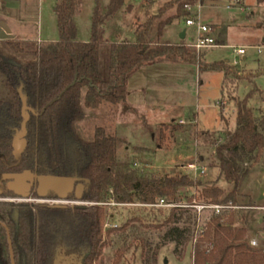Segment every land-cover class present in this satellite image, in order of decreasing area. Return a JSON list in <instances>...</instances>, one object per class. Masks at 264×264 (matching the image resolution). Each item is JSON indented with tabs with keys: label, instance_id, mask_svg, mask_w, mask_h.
Listing matches in <instances>:
<instances>
[{
	"label": "trees",
	"instance_id": "obj_1",
	"mask_svg": "<svg viewBox=\"0 0 264 264\" xmlns=\"http://www.w3.org/2000/svg\"><path fill=\"white\" fill-rule=\"evenodd\" d=\"M7 1L0 0V4ZM125 1L109 0L105 7L96 1L87 42L77 40L74 23L80 0H56V42L0 41V199L15 197L6 190L5 176L30 171L40 176L79 178L84 186L82 199L97 204L145 206L163 200L174 205H241L238 199L245 177L255 165L264 166V112L254 116L248 103L260 96L264 100V92L254 82L264 71H245L225 61L208 64L183 40L159 41L173 21L191 18L187 8L220 0H169L149 16L154 0H145L146 20L137 25L134 41L109 42L103 28L121 9L130 12ZM256 28L264 31V23ZM153 32L156 40L151 38ZM1 42L10 53L29 59L7 55ZM104 45L108 47L105 77L99 71V50ZM161 63L195 65L199 73L214 71L222 76L220 93L226 103L234 105L235 128L223 131L218 138L215 132L197 130L203 142L213 148V166L218 169L214 182L183 174L161 177L143 172L119 157V139L106 135L102 128L95 130L88 143L75 136L74 127L83 118V109L126 103L129 78L145 66ZM243 82L249 86L248 92L237 99ZM22 99L29 119L25 147L15 151L12 140L23 121ZM167 126L181 128V124ZM246 163L253 167L244 168ZM220 178L228 183L229 191L218 186ZM104 210L98 205L83 209L0 200V264H11L7 232L13 264H54L59 254L80 258V264H101L104 237L109 235L122 244L112 264H119L130 249L134 262L157 264L162 248L168 246L173 247L175 257L184 256L190 248L192 264H264L263 245L259 242L253 247L247 237L252 226L248 210L210 214L203 226L197 227L193 209L151 207L145 216L107 230ZM263 222L261 218L260 224ZM142 233L156 234L158 241L154 243Z\"/></svg>",
	"mask_w": 264,
	"mask_h": 264
},
{
	"label": "rangeland",
	"instance_id": "obj_2",
	"mask_svg": "<svg viewBox=\"0 0 264 264\" xmlns=\"http://www.w3.org/2000/svg\"><path fill=\"white\" fill-rule=\"evenodd\" d=\"M10 1V0H8ZM96 1L105 7L109 0H80L79 11L74 16L77 28V40L87 42L90 32V19ZM169 0H154L148 16L156 14L159 7ZM11 13L2 9L0 4V19L11 28L15 41L56 42L58 31L54 5L56 0H12ZM130 12L124 8L118 11L104 26V38L110 42L128 41L135 39L134 30L143 24L145 17V3L143 0H127ZM190 15H196V21L211 27V37L218 41V46L196 52L202 55L205 63L225 61L245 71H264V31L256 28L257 24L264 23V1L258 0H220L205 2L203 5L192 8ZM186 30L184 43L194 42L195 27H186L184 20H177L174 24L165 27L159 41L178 42L179 31ZM151 38L156 40L153 32ZM0 41L4 42L3 39ZM223 41V43L219 42ZM1 42V44H3ZM258 48L260 51L258 52ZM7 55L16 60H28L26 55L10 53L3 44ZM243 49V55H236L234 51ZM108 67V47L101 46L99 50V71L105 77ZM222 76L219 72L208 71L199 73L195 65L161 63L148 65L133 74L127 85L126 103L111 105L103 103L95 110L83 109V118L74 127L75 136L84 143L92 141L95 130L102 128L106 135L119 139L117 154L128 159L134 166L143 172H151L158 176L186 175L204 183H211L218 178V169L214 168L213 148L207 146L198 136V131H211L217 138L225 130L235 128V108L232 102L226 103L221 95ZM256 86L264 92V75L254 80ZM249 86L243 82L239 84L235 97L243 99ZM224 99H223V98ZM223 102V107L220 104ZM249 106L254 116L264 112L263 96L249 100ZM222 111L223 118L220 120ZM182 123H181V122ZM181 124L180 129L167 126ZM165 125L164 127H161ZM161 127V129H160ZM151 130V132H149ZM20 131V130H19ZM16 131V132H19ZM160 131L162 139H160ZM22 139H18L16 149L22 146ZM194 164L199 171L194 177L187 170V166ZM249 163L244 168H252ZM218 186L225 191L230 186L223 179L218 180ZM46 197L47 200H56ZM9 199V198H8ZM35 199V204L50 206V204ZM13 200V199H11ZM17 200V198H16ZM66 200L74 202L69 196ZM241 205L252 204V207H264V166L255 165L245 177L238 199ZM14 203L17 201L14 200ZM96 205L84 201L78 204L65 205L66 208H89ZM97 206V205H96ZM99 206V205H98ZM104 206V205H101ZM107 229L121 225L131 218L145 216L149 208L139 205L110 206L105 205ZM251 207V206H250ZM252 226L248 228L247 237L258 240L264 247L263 224L257 220L264 218V212L248 210ZM210 213L204 212L197 219V227H202ZM264 223V222H263ZM142 231V230H141ZM150 241H158L156 234H144ZM106 247L102 251V263L112 264L114 253L121 247V243L113 235L104 237ZM172 246L162 248L157 264H192L190 248L182 257L172 254ZM130 249L119 264H140L134 262Z\"/></svg>",
	"mask_w": 264,
	"mask_h": 264
},
{
	"label": "water",
	"instance_id": "obj_3",
	"mask_svg": "<svg viewBox=\"0 0 264 264\" xmlns=\"http://www.w3.org/2000/svg\"><path fill=\"white\" fill-rule=\"evenodd\" d=\"M185 36V31L181 32L179 35V39L183 40ZM7 37H0V39H6ZM23 101L22 114L23 121L21 123V128L19 132H16L13 140L12 147L15 151H23L25 147V126L29 119V115L25 113L26 106L25 101ZM18 139H22V146L20 149H16V143ZM6 190L8 192L13 193L18 201L25 202L30 200V189L35 187L36 195L43 199L46 197L48 192H52L59 199L65 200L67 199L68 194L74 192L75 200L80 201L83 194L84 186L81 184V180L76 177H58V176H36L30 171H23L20 174H11L5 176ZM75 184H77L75 186ZM61 207V206H58ZM9 252L11 258V264H13V258L11 253V245L9 241V235L7 232ZM62 264H71L69 261H64Z\"/></svg>",
	"mask_w": 264,
	"mask_h": 264
},
{
	"label": "built area",
	"instance_id": "obj_4",
	"mask_svg": "<svg viewBox=\"0 0 264 264\" xmlns=\"http://www.w3.org/2000/svg\"><path fill=\"white\" fill-rule=\"evenodd\" d=\"M240 0H236V3H239ZM192 10V8H187V11L190 14V11ZM191 18H188L186 20H184V25L186 27H195L196 30V38L194 40V42H192L191 44L187 45L189 48H192L193 50H195L197 53L206 49H210L213 47L218 46V41L214 40L211 37V33H212V29L209 26L206 25H202L199 22L196 21V15H190ZM260 51V48H258V52ZM234 54L236 55H243L244 54V50L243 49H237L234 51ZM187 170L189 171L190 174H192L194 177H196L198 171L199 174L202 175L204 174V169H198V167L194 164L188 165ZM45 203H48L50 205H55V206H65V205H69V204H78L80 203V201L75 200L74 202H70L68 200H61V199H56V200H41ZM96 205H110V206H124V205H118L115 204L113 202H109V203H99ZM140 206V205H139ZM184 207V208H190L193 209L198 217V219L200 218V214L204 213V212H208L210 214L213 215H220L222 213H226V212H235V211H240V210H254V211H259V212H264V207H250V206H244V205H232L230 203L228 204H196V203H192L191 205H186V204H181V205H174V204H167L165 203L163 200L158 201L157 204L155 205H145V206H141V207H147V208H151V207H156V208H173V207ZM107 228V225L105 224L104 229ZM250 245L253 247H257L259 245V241L256 239L250 240L249 241Z\"/></svg>",
	"mask_w": 264,
	"mask_h": 264
},
{
	"label": "flooded vegetation",
	"instance_id": "obj_5",
	"mask_svg": "<svg viewBox=\"0 0 264 264\" xmlns=\"http://www.w3.org/2000/svg\"><path fill=\"white\" fill-rule=\"evenodd\" d=\"M34 174V173H33ZM36 175V174H35ZM36 176H40V175H36ZM42 176V175H41ZM45 176H47V175H45ZM6 183H7V181H6ZM81 184H83L82 182H80ZM77 184H75V186H76ZM84 190V189H83ZM13 194V193H12ZM36 195V191H35V187H33V188H31L30 189V200H28V201H25L26 203L27 202H31V203H34L35 201H37V200H35V199H32V196L33 195ZM14 195V194H13ZM51 195H55V194H53L52 192H48L47 193V195H46V197L48 196V197H51ZM71 195H73L74 196V192H72V193H70V194H68V196H67V198L69 197V196H71ZM15 196V195H14ZM37 196V195H36ZM56 196V195H55ZM46 197L45 198H43V199H41V200H47L46 199ZM16 196L14 197V198H6V199H0V200H2V201H9V202H14V200L15 201H17V202H21V201H18V200H16ZM37 198H39L38 196H37ZM58 199V197L56 196L55 198H53V199ZM75 198V197H74ZM11 199H13V200H11ZM52 206H54V207H58V206H55V205H50V207H52ZM61 207H64V206H61ZM79 258V257H78ZM64 261H69V262H71V264H80V258L79 259H77V258H75V256H65V255H57V257H56V259H55V263L54 264H62V262H64Z\"/></svg>",
	"mask_w": 264,
	"mask_h": 264
},
{
	"label": "crops",
	"instance_id": "obj_6",
	"mask_svg": "<svg viewBox=\"0 0 264 264\" xmlns=\"http://www.w3.org/2000/svg\"><path fill=\"white\" fill-rule=\"evenodd\" d=\"M12 0H10V1H7L3 6H1L2 7V9L4 10H6V12L9 14V13H11L10 12V10L11 9H13V8H11L10 6L13 4V2H11ZM144 1V3H145V0H143ZM127 2L129 3V0H127ZM240 2V1H239ZM3 19H0V37H7V38H9V39H13L14 38V36L15 35H13V32H12V30H11V28L9 27V25L5 22V21H2ZM175 22H177V20H175V21H173L172 23H171V25L172 24H174ZM170 26V25H169ZM137 27V26H136ZM136 27H135V29H136ZM135 31V30H134ZM183 31H185V36H186V30H180L179 31V35H180V33L181 32H183ZM185 36H184V38H185ZM106 39V38H105ZM107 40V39H106ZM184 40V39H183ZM181 41V40H180ZM110 42V41H109ZM219 42H221V43H223V41H219ZM262 42L264 43V38H262ZM228 63V62H227ZM228 64H230V63H228ZM232 65H236L235 64V62L232 64ZM142 69V68H141ZM140 69V70H141ZM181 122V121H180ZM182 123V122H181ZM261 223V220H259V224Z\"/></svg>",
	"mask_w": 264,
	"mask_h": 264
}]
</instances>
